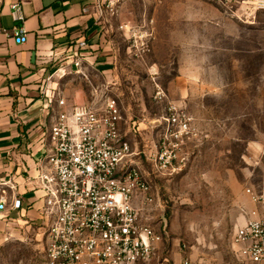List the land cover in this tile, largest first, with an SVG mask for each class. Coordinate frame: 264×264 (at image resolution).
Returning <instances> with one entry per match:
<instances>
[{"label":"rangeland","instance_id":"1","mask_svg":"<svg viewBox=\"0 0 264 264\" xmlns=\"http://www.w3.org/2000/svg\"><path fill=\"white\" fill-rule=\"evenodd\" d=\"M123 6L118 73L128 101L152 100L159 120L176 104L199 132L176 173L148 166L157 201L142 218L162 234L166 252L139 264H175L166 254L176 249L195 250L201 264H253L234 255L233 235L249 218L247 189L264 181V12L242 19L212 0ZM0 226V264H48L42 224L4 218Z\"/></svg>","mask_w":264,"mask_h":264},{"label":"built area","instance_id":"2","mask_svg":"<svg viewBox=\"0 0 264 264\" xmlns=\"http://www.w3.org/2000/svg\"><path fill=\"white\" fill-rule=\"evenodd\" d=\"M124 1L88 0L100 20L106 15L115 17ZM212 1L229 4L231 14L236 13L234 8L240 10L242 19L264 12V0ZM13 7L15 18L24 20L20 4ZM126 27L123 24L119 28ZM0 34L12 36L17 44L27 41L26 31L21 28H0ZM79 45L84 47L86 42ZM75 65L84 75L83 57L79 56ZM98 95L94 90L92 101L70 108H66V99L60 95L49 99L58 110L36 178L44 200L41 214L48 264L148 262L163 240L142 218L144 209L155 202L153 187L141 168L130 161L133 151L121 137L122 115L117 100L102 96L97 101ZM162 121L161 138L155 150L148 149L145 159L158 174L172 175L188 159L184 148L199 137V132L193 117L173 103H169ZM247 193L263 214L257 217L253 211L254 217L235 230L233 243L238 246L240 257L253 264H264V186L258 190L248 188ZM136 200L141 206L136 205ZM6 208V200L1 199L0 210ZM12 208L20 209L21 200H15Z\"/></svg>","mask_w":264,"mask_h":264},{"label":"crops","instance_id":"3","mask_svg":"<svg viewBox=\"0 0 264 264\" xmlns=\"http://www.w3.org/2000/svg\"><path fill=\"white\" fill-rule=\"evenodd\" d=\"M17 3L24 20L15 18L13 6ZM124 10L120 7L115 17L106 15L100 20L88 0H0V28H21L27 35L25 43L17 44L12 36L0 34V200L7 202L6 210H0V225L4 218L23 226L42 224L44 200L36 178L58 110L56 104L49 103L54 96L64 97L66 108L92 101L94 90L99 93L97 101L102 96L115 98L122 115L121 137L133 151L130 161L152 185L150 164L142 158L149 148L156 149L164 124L154 119L152 100L138 98L136 105L125 96L118 73L121 55L117 40L119 27L126 23ZM82 41L86 46L80 47ZM79 56L83 57L85 76L75 65ZM152 195L157 201L154 187ZM18 199L21 208L13 209ZM135 203L141 206L139 200ZM253 211L257 217L263 214L252 201L248 219L254 217ZM159 244L157 253L164 256L166 251H160ZM237 250L235 246V256H239ZM166 255L175 264L203 261L195 250L176 249Z\"/></svg>","mask_w":264,"mask_h":264}]
</instances>
